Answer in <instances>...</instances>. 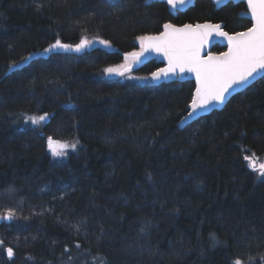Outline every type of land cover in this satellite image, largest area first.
<instances>
[{"label":"trees","instance_id":"16d2710c","mask_svg":"<svg viewBox=\"0 0 264 264\" xmlns=\"http://www.w3.org/2000/svg\"><path fill=\"white\" fill-rule=\"evenodd\" d=\"M145 1L0 0V264H264V176L245 159L264 154V76L180 128L192 80L152 84L154 60L131 69L146 83L109 78L124 57L74 48L137 52L168 21L237 32L245 4ZM57 39L73 47L45 52ZM48 137L76 148L53 156Z\"/></svg>","mask_w":264,"mask_h":264},{"label":"snow or ice","instance_id":"6c2138e0","mask_svg":"<svg viewBox=\"0 0 264 264\" xmlns=\"http://www.w3.org/2000/svg\"><path fill=\"white\" fill-rule=\"evenodd\" d=\"M168 3L175 7L177 4L185 3V0H168ZM248 7L254 21L253 26L246 32L229 35L225 32L219 34L227 37L229 51L220 54V56H209L206 59L200 57V49L204 42L211 35V29H219L220 25H184L183 28H176L174 25L165 24L164 32L158 36H141L137 37L141 41V51L131 52L125 55V58L131 57L133 60L139 58L147 51L163 52L169 60V67L159 69L152 73L154 79H158L161 74L167 76L175 74L177 69L180 72L188 67L189 71L196 74L197 87L192 97L189 117L195 114L199 109L207 107L210 103H223L226 95L234 86L242 85L248 82L254 74L264 71V0H247ZM146 42V43H145ZM90 41L81 39L80 43L75 45L77 51L81 50ZM107 44V41H102ZM70 48L71 45L61 44L57 39L56 43L50 45L48 52L55 48ZM118 67H108L104 69L107 74L124 75ZM47 113L41 116H26L25 120L30 121L33 125H38L45 120ZM75 144L67 142L53 141L48 137V149L53 156L62 157L67 155L68 149H75ZM249 160V157H245ZM253 167L254 165H249ZM261 176H264V165H260ZM12 211L9 210L4 216L5 219L12 218ZM8 255H12V249H7ZM235 264H241L239 260Z\"/></svg>","mask_w":264,"mask_h":264},{"label":"water","instance_id":"95a60500","mask_svg":"<svg viewBox=\"0 0 264 264\" xmlns=\"http://www.w3.org/2000/svg\"><path fill=\"white\" fill-rule=\"evenodd\" d=\"M152 1H161L164 2L167 5V9L169 11V13L173 16H175L177 14V12H183L185 10H187L188 8L192 7L194 5L195 0H185V3L183 4H177L175 7H173L172 5H170L168 3V0H146V3H150ZM215 8H219L223 5H225L227 2H233V3H238V2H242L245 4V9H243L240 13L239 16L242 18H246L248 20L251 21V25L244 29V30H240L237 32H228L224 29V22H212V21H203V22H194V23H185V24H181V25H176L173 24L171 22H165L162 24L161 26V30L158 33L155 34H147L145 36H158L161 32H164V25L165 24H171L174 25L176 28H183L184 25H191L193 27V29L195 28L196 25H220L219 29H211V35L208 37V39L204 42L202 48L200 49V57L203 59L208 58L209 56H220V54L222 53H226L229 51V47H228V39L225 36L220 35L219 33L225 32L228 33L230 36L234 35L235 33H239V32H246L249 28H251L253 26V19H252V14L251 11L248 7V3L247 0H210ZM146 43V42H145ZM214 44H219L221 47L224 48L223 51L221 52H213L211 50L212 46ZM97 45H103L106 46L110 51L112 52H117L118 54H120L122 57L125 58V55L127 53H123L118 49H111L110 45L101 43V42H97L95 44H93L91 47L89 44H87V49H94L95 47H97ZM141 51V50H140ZM138 51V52H140ZM131 58V57H128ZM150 60H154L157 64H161L160 67H158L157 69H155L154 71H152L149 74V79L151 81L152 84L154 85H160V84H168V83H172V82H182L185 80H192L194 82V90L192 92V97L196 92V87H197V81H196V74L192 71L188 70V67H185V70L183 72H180L179 69H177V72L175 74H169L167 76L161 74L160 77L158 79H154L152 76V73L157 72L159 69H166L169 67V60L168 58L165 56V54L163 52H157L154 50L151 51H147L145 52L140 58L139 60H136L135 65L136 67H141L144 64H146L147 62H149ZM264 76V71H260L256 74L253 75V77H251L247 83L242 84V85H237L234 86L232 89H230L229 93L226 95V99L223 103H216V102H212L210 103L207 107L199 109L195 112V114H193L192 116L189 117L188 113L192 112V108H191V101L187 106V112L181 117L180 119V123H179V127L182 128L185 125L203 117L206 116L208 114H210L212 111L214 110H221L226 103L228 102V100L234 96L235 94L244 91L246 88H248L249 86H251L253 83H255L256 81H258L260 78H262Z\"/></svg>","mask_w":264,"mask_h":264},{"label":"rangeland","instance_id":"374dc122","mask_svg":"<svg viewBox=\"0 0 264 264\" xmlns=\"http://www.w3.org/2000/svg\"><path fill=\"white\" fill-rule=\"evenodd\" d=\"M139 43H140V49L138 51L141 50V41L138 40ZM96 41L95 40H91L89 45H92L94 44ZM79 44V43H78ZM73 47V46H72ZM70 47V48H72ZM132 61L130 58H124L122 62L118 63V64H115V65H111V66H108V67H118V66H125V67H121L119 68V71H122L124 72V75H119V74H107V77L109 78H119L120 80L124 81V80H128L130 82H133V83H146L149 81V79L144 76V75H141L139 73H135L133 71H131L132 69ZM107 67V68H108ZM106 69V68H105ZM254 165L255 167V170L253 169V167H250L249 165ZM260 165H264V154L263 155H260V156H250V159L248 160V166L259 176V177H263L259 174L260 172Z\"/></svg>","mask_w":264,"mask_h":264},{"label":"flooded vegetation","instance_id":"af4514ba","mask_svg":"<svg viewBox=\"0 0 264 264\" xmlns=\"http://www.w3.org/2000/svg\"><path fill=\"white\" fill-rule=\"evenodd\" d=\"M166 6H167V5H166ZM168 12H169V11H168ZM177 13H178V12H177ZM172 16H173V15H172ZM175 16H176V15H175ZM169 22H170V21H169ZM171 23H172V22H171ZM91 46H92V45H90V47H91ZM74 48H75V47H74ZM82 49H83V50H84V49H85V50H88V49H87V46L83 47ZM82 49H81V50H82ZM79 51H80V50H79ZM130 59H131V61H132V63H131V64H132V67H136V66H134L136 60H133L132 58H130ZM160 65H161V64H160ZM159 67H160V66H159Z\"/></svg>","mask_w":264,"mask_h":264}]
</instances>
